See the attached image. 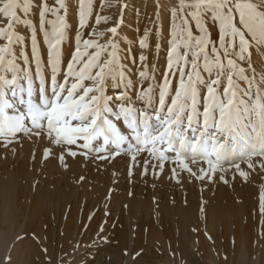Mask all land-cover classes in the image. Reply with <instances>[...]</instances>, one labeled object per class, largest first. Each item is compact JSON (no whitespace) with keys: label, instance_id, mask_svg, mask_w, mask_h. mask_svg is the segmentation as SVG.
<instances>
[{"label":"rangeland","instance_id":"obj_1","mask_svg":"<svg viewBox=\"0 0 264 264\" xmlns=\"http://www.w3.org/2000/svg\"><path fill=\"white\" fill-rule=\"evenodd\" d=\"M249 2L264 12V0ZM42 3L43 0H29L26 11L17 10L11 29L17 34L14 33L16 40H13L17 50L9 56L14 61L15 71L0 68V76L10 80L15 75L18 85L26 87L25 71L30 70L34 88L38 87L36 64L32 62L35 30L41 48L40 69L50 94L51 68L46 67L45 33L48 39H54L53 24L58 16L63 17L65 28L58 46L57 72L76 52L78 34L82 58L88 59L99 52L101 62L115 52L111 43L118 36L126 35L133 41L129 55L132 66L137 69L139 63L143 65L146 76L128 91L118 84L106 85V78L103 82V95L113 113L109 118L125 134L128 129L123 117L117 121L114 114L122 105L144 108L145 101L135 98L134 94L139 96L150 85L152 102L148 111H155L160 86L168 73V54L173 40L186 38L190 30L193 37L207 35L219 46L220 22L216 13L211 8L196 11L188 7L180 11V0H85L87 16L83 27L80 0H47L53 11L46 14L43 28ZM185 3L190 4L191 0ZM7 23L8 19L0 13V27H6ZM113 28L115 32L110 31ZM19 33L23 34L25 44L21 43ZM5 40L0 38V45L5 44ZM84 40L95 41L97 47L86 48ZM228 51L237 67L244 68L242 75L247 77L233 75L238 97L248 100L245 92L253 99L257 92L264 97V91L260 90L264 83V44L253 41L241 58L237 38ZM208 55L212 58L211 46ZM200 74L198 88L203 96L206 83L215 79L216 74L205 70L203 62ZM169 78L174 91L179 74ZM57 80L63 83L64 75H57ZM72 82L74 77L69 78V86ZM83 85L90 86L91 81L84 80ZM226 85L222 76L216 86L220 94ZM121 93H124L123 100H116ZM255 119L253 116L252 120ZM83 143L77 140L69 145L61 140L57 144L54 134L49 138L42 132L39 137L18 133L13 142L5 146V138L0 137V264H264V173L250 163L252 157L261 155L259 146L256 154L237 156L231 163H223L213 174L199 157L195 163L191 158L185 159L191 169L188 171L173 163L175 153L169 151L164 153L167 159L161 168L160 161L151 152H129L127 143L119 149L109 143L107 150L100 152L96 149L105 147L102 136L93 140L89 149L78 147ZM55 146L77 153L80 158L77 166L68 167L65 161L63 163L61 152L58 153L60 149L50 153ZM164 147L166 145L157 146L161 150ZM45 149L49 153L47 158ZM241 164L245 169L240 168ZM195 167L203 171H196ZM225 202L239 203L234 207L236 217L223 213L221 206ZM3 233L6 240L1 238Z\"/></svg>","mask_w":264,"mask_h":264},{"label":"snow or ice","instance_id":"obj_2","mask_svg":"<svg viewBox=\"0 0 264 264\" xmlns=\"http://www.w3.org/2000/svg\"><path fill=\"white\" fill-rule=\"evenodd\" d=\"M28 6L29 0H0V13L8 19L7 26L0 27V38L8 41L0 45V68L7 67L9 71H15L14 61L9 59V45L12 41L10 33L17 10L26 11ZM188 7L196 11L211 8L216 13L220 22L219 46L207 35L193 37L190 30L186 38L173 40L168 54V73L160 86L155 111H148L152 102L150 85L139 94L140 99L145 101L144 108L134 109L122 105L119 112L114 114L117 121L123 117L128 129L126 134L109 118L113 113L107 107L108 99L103 95V82L110 71L112 60L101 62L99 52L92 54L87 60L82 59L78 34L76 52L66 64L64 82H59L56 75L60 65L58 46L63 38L65 23L63 17L58 16L53 24L54 39H48L47 32L45 33L48 65L51 68L49 94L48 83L40 69L41 57L34 30L32 59L36 64L38 87L34 88L30 70L25 71L26 87L18 85L15 75L10 80L0 76V137L5 138V146L12 143L18 133H31L39 137L42 132H46L49 138L54 134L57 144L61 140L69 145L83 140L84 143L78 147L85 149H89L91 142L102 136L105 147L96 149L97 152L106 151L109 143L114 144L117 149L127 143L129 152H151L160 161L162 168L167 159L164 153L171 151L175 153L173 163H178L185 170L191 171L185 163L186 158H191L195 163L199 157L207 163L208 170L213 174L219 166L225 162L231 163L237 156L256 154L257 145L259 153L264 155V97L259 92L255 99L249 92L244 93L248 100L238 97L233 75H239L243 79L247 77L242 75L244 68L237 67L228 51L237 38L241 58L253 41L264 44V12L259 11L249 0H191L190 4L180 0V11ZM50 11L53 9L49 8L47 0H43L40 12L42 28L46 22V14ZM176 14L174 11L173 17ZM86 16L85 0H80L81 27L86 23ZM110 31L115 32V28ZM83 44L86 48L97 47L92 40H84ZM141 44L143 45V41ZM210 46L212 58L208 55ZM114 55V52L109 53L110 57ZM25 59L27 61V57ZM201 62L205 70L216 74L215 79L206 83V93L203 96L198 88ZM176 73L179 74V79L173 91L169 77ZM222 76L227 85L220 94L216 86L220 84ZM73 77L74 82L69 86V78ZM84 80L91 81V85L84 86ZM251 83L249 81L250 87ZM123 97L124 93H121L116 100L122 101ZM253 116L256 117L254 121ZM245 120L248 122L245 123ZM158 145L166 147L161 150L157 148ZM69 154L75 156L77 153L70 151ZM115 154L118 155L119 152ZM47 156L46 149L45 158ZM132 159L135 160V155ZM236 167L238 169L239 165Z\"/></svg>","mask_w":264,"mask_h":264},{"label":"bare ground","instance_id":"obj_3","mask_svg":"<svg viewBox=\"0 0 264 264\" xmlns=\"http://www.w3.org/2000/svg\"><path fill=\"white\" fill-rule=\"evenodd\" d=\"M96 4V3H95ZM93 9V8H92ZM108 11V10H107ZM96 12L98 13L99 11H97L96 10ZM130 14V13H129ZM127 15L126 16V22L128 23L129 22V19H130V15ZM125 20V19H124ZM116 21V20H115ZM115 21L114 22H112V24L114 25V23H115ZM125 29V31H127L126 29L127 28H124ZM15 30V29H14ZM124 32V31H123ZM15 32H12L11 31V35H12V41H11V44L9 45V47H10V51L11 52H15L16 50H17V45L15 44V43H13V40H14V38L17 36V34H16V36H15V34H14ZM39 33V32H38ZM37 33V34H38ZM111 33V32H110ZM123 34V33H122ZM121 34V35H122ZM19 35H21V43L22 44H25L24 43V40H23V38L24 37H22L23 36V34H20L19 33ZM18 35V36H19ZM39 34H38V38H39ZM126 36V35H125ZM125 36H118V38L115 40V41H113L111 44H112V47H113V49L115 50V55H114V57H112V63H111V67H110V71H109V73L107 74V77H105L106 78V80H107V82H106V85H111V86H113V87H115V85L116 84H118V86L119 87H121V88H124L126 91H128L127 89H130L131 87H136V85H137V83H139V80L141 79V77H143V76H146V74H145V72L143 71V65H141L140 63L138 64V67H137V69H134V66H132V62H131V60H130V58H129V55H130V53L132 52V48H131V46H132V44H131V42H133V41H131L130 42V40L128 39V37H125ZM107 38H108V36H107ZM75 39V38H74ZM15 40H16V38H15ZM42 41V40H41ZM6 43H8V41H7V39L5 40V44ZM139 43V42H138ZM110 44V45H111ZM135 45V44H134ZM124 46V48H122ZM23 47V45H21V48ZM63 47V46H62ZM133 47V46H132ZM39 48H40V46H39ZM41 49V48H40ZM249 49V48H248ZM19 53V52H18ZM47 53V52H46ZM13 54V53H12ZM140 56H141V54H140ZM110 58V56H109V54H108V56H107V60ZM82 59H84V60H87V59H85V58H82ZM32 62H34L33 61V59H32ZM46 67H50L49 65H48V56H47V65H46ZM145 67V66H144ZM66 68V66L64 65V66H60L59 67V70H61V71H58L57 72V75H64V69ZM150 71H151V68H150ZM156 71V70H155ZM153 72V71H152ZM142 73H144V75H142ZM154 73V72H153ZM50 76H51V74H49ZM151 75V74H150ZM154 75H156V74H154ZM50 76H49V78H50ZM60 79V78H59ZM116 79V80H115ZM50 80V79H49ZM62 80H63V76H62ZM113 81H115L114 83H113ZM117 86V85H116ZM103 87H105L104 85H103ZM260 90L263 92L264 91V83L262 84V88H260ZM136 91V90H135ZM110 94H112V93H110ZM262 95V94H261ZM260 95V96H261ZM134 97L135 98H140V96H138V95H136V94H134ZM262 97V96H261ZM255 117V116H254ZM254 121V120H253ZM258 146V145H257ZM29 147V146H28ZM47 147H49V145L47 146ZM53 148V147H52ZM43 149V148H42ZM58 149H60V150H58ZM46 150V149H45ZM52 150V149H51ZM57 150H58V153L59 152H61V156L63 157V163H64V161L66 162V164H67V166L68 167H76L77 166V162H79V155H75L73 158L71 157L72 155H70L69 154V152L70 151H68V148H57L56 146L53 148V150L52 151H50V153L52 152L53 154L54 153H56L57 152ZM29 151V150H28ZM71 152H72V150H71ZM49 154V153H48ZM60 156V155H59ZM70 156V157H69ZM122 160V159H121ZM116 162V161H115ZM250 163L252 164V166H253V168H256L257 170H260V171H262L263 173H264V155H256V156H254V157H252V160H250ZM119 164V163H118ZM199 165V164H198ZM201 168V167H200ZM240 168L241 169H245V166L244 165H242L241 164V166H240ZM196 171H199V172H201L200 170L202 169H199V167H195L194 168ZM229 172V171H228ZM9 185V184H8ZM7 186V185H6ZM8 187V186H7ZM13 188V187H12ZM6 189V188H5ZM12 189H9V191H11ZM5 193V192H4ZM9 193V192H8ZM7 195V194H6ZM6 197V196H5ZM7 198H9V194L7 195ZM3 199V198H2ZM10 199V198H9ZM238 202V201H237ZM8 203V202H7ZM241 204V203H240ZM6 206V205H5ZM235 206H239V203L237 204V203H232V202H225L222 206H221V210L223 211V213L224 214H226V216L227 215H230V214H232L233 216H235L236 217V214H237V211L234 209V207ZM242 206V205H241ZM243 207V206H242ZM208 209V208H207ZM8 210V209H7ZM225 210V211H224ZM5 212V211H4ZM3 212V213H4ZM6 214H7V212L5 213V216H6ZM231 215V216H232ZM223 225V224H222ZM250 227V226H249ZM10 229V228H9ZM22 230V229H21ZM237 230V229H236ZM246 230H247V228H246ZM17 233H19V232H17ZM248 233H249V231H248ZM4 234V233H3ZM4 236H5V234L3 235V236H1V238H2V240H6L5 238H4ZM227 235L225 234L224 235V237H226ZM14 237H16V236H14ZM37 238V237H36ZM236 238V237H235ZM12 239V238H11ZM223 239V238H222ZM21 240V239H20ZM235 241V240H234ZM236 242H238L237 240H236ZM36 243V242H35ZM5 244V243H4ZM19 252H20V250H19ZM18 252V253H19ZM22 252V251H21ZM241 253V251H239V254ZM18 256V255H17ZM21 256V255H20ZM19 256V257H20ZM13 257V256H12ZM22 257V256H21ZM14 259V258H13ZM17 259V258H16ZM28 259V258H27ZM9 260H11V258H9ZM8 260V262H10ZM29 260V259H28ZM11 261H13V260H11ZM18 262H19V260H18ZM23 262V261H22Z\"/></svg>","mask_w":264,"mask_h":264}]
</instances>
